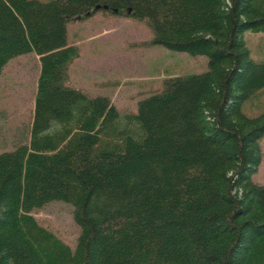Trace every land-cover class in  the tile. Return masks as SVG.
<instances>
[{"label": "trees", "instance_id": "trees-1", "mask_svg": "<svg viewBox=\"0 0 264 264\" xmlns=\"http://www.w3.org/2000/svg\"><path fill=\"white\" fill-rule=\"evenodd\" d=\"M100 9L208 69L166 78L128 112L70 86L68 23ZM248 31L264 32V0H0V78L41 56L28 138L0 151V264H264V110L244 109L264 60ZM54 201L73 207L74 247L34 214Z\"/></svg>", "mask_w": 264, "mask_h": 264}, {"label": "rangeland", "instance_id": "rangeland-1", "mask_svg": "<svg viewBox=\"0 0 264 264\" xmlns=\"http://www.w3.org/2000/svg\"><path fill=\"white\" fill-rule=\"evenodd\" d=\"M153 30L144 21L98 10L94 15L68 23V44L77 55L70 62L66 82L90 95L107 94L121 112L136 110L138 101L160 91L166 78L200 73L208 69L206 55L151 45ZM245 38L254 59L264 60V32L248 31ZM41 56L35 52L13 58L0 78V151L12 148L27 137L33 119ZM245 111L257 115L264 110V90L247 100ZM26 133V134H25ZM263 158L254 181L264 184ZM39 221L57 236L75 246L80 227L73 207L54 201L34 210Z\"/></svg>", "mask_w": 264, "mask_h": 264}, {"label": "water", "instance_id": "water-1", "mask_svg": "<svg viewBox=\"0 0 264 264\" xmlns=\"http://www.w3.org/2000/svg\"><path fill=\"white\" fill-rule=\"evenodd\" d=\"M99 8H101L100 5L96 6L95 10H96V9H99ZM105 8H108V6H105Z\"/></svg>", "mask_w": 264, "mask_h": 264}]
</instances>
